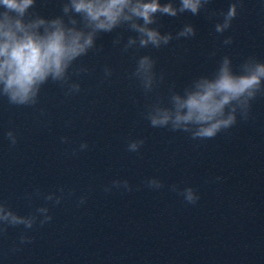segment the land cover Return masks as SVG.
<instances>
[{
  "label": "clouds",
  "instance_id": "9594fccd",
  "mask_svg": "<svg viewBox=\"0 0 264 264\" xmlns=\"http://www.w3.org/2000/svg\"><path fill=\"white\" fill-rule=\"evenodd\" d=\"M211 0H60V14L46 17L35 11L37 0H0V101L17 108H36L40 104L42 90L49 83L65 90V96L79 95L82 91L80 77L88 68L77 62L89 54L99 51L97 39L102 33H113L123 29L128 33L125 41L120 32L113 39V46H120L122 53L138 52L140 49H161L173 40H189L196 37V28L186 23L178 31L162 32L160 18L178 17L185 13L198 16L208 12ZM241 0H230L226 10L211 11L209 19L215 18L214 33L223 36L240 13ZM223 45L233 43L231 36ZM214 56L215 53H212ZM156 59L149 54L135 58V67L130 79L138 82L148 96L157 92L165 82V74L157 73ZM104 79H110L113 70L104 67ZM75 77V79H74ZM264 97V60L254 55L234 64L229 55L222 56L210 74L197 75L182 88L175 83L168 85L166 97L156 95L142 113L152 128L182 132L193 141L215 139L240 121L251 118L253 102ZM41 115L45 110L40 109ZM70 124V122H69ZM9 149H15L18 134L14 129L4 133ZM61 144H70L67 136L60 137ZM145 140L129 139L126 150L139 154ZM89 148L82 141L70 155L76 156ZM217 176L214 182H222ZM144 186L152 191L165 187L158 177L144 180ZM171 192L182 197L186 204L196 205L200 200L198 191L185 186H168ZM133 191L127 179H114L103 191L111 193ZM73 192L58 187L53 192H42L39 188L25 195L29 206L36 199L43 204L27 214H20L4 199H0V239L6 237L10 228H21L18 240L11 251L18 252L23 246L33 243L30 232L53 220L51 208L59 206ZM87 194L77 200V207L87 202Z\"/></svg>",
  "mask_w": 264,
  "mask_h": 264
}]
</instances>
